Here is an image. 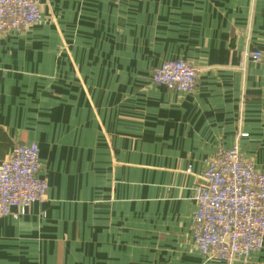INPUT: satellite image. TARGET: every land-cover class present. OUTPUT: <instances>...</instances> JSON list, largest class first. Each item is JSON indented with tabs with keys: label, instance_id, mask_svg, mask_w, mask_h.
Instances as JSON below:
<instances>
[{
	"label": "crops",
	"instance_id": "crops-1",
	"mask_svg": "<svg viewBox=\"0 0 264 264\" xmlns=\"http://www.w3.org/2000/svg\"><path fill=\"white\" fill-rule=\"evenodd\" d=\"M39 1L0 33V161L36 142L49 188L0 219V264H264L192 236L207 158L237 144L264 171V0ZM179 59L193 92L152 81Z\"/></svg>",
	"mask_w": 264,
	"mask_h": 264
},
{
	"label": "built area",
	"instance_id": "built-area-1",
	"mask_svg": "<svg viewBox=\"0 0 264 264\" xmlns=\"http://www.w3.org/2000/svg\"><path fill=\"white\" fill-rule=\"evenodd\" d=\"M41 19L39 0H0V33H24ZM245 55L260 60L261 53ZM198 68L187 60L163 62L152 81L168 89L190 93L196 89ZM36 142L16 143L0 161V219L13 209L24 215L44 201L49 188L41 171ZM190 171V169L188 170ZM196 211L193 242L208 260H247L264 244V171L244 159L237 144L220 148L204 162L193 188Z\"/></svg>",
	"mask_w": 264,
	"mask_h": 264
}]
</instances>
